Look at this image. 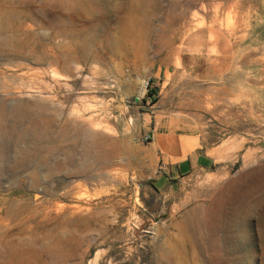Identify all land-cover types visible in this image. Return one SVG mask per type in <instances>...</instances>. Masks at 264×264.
<instances>
[{
	"label": "rangeland",
	"instance_id": "374dc122",
	"mask_svg": "<svg viewBox=\"0 0 264 264\" xmlns=\"http://www.w3.org/2000/svg\"><path fill=\"white\" fill-rule=\"evenodd\" d=\"M263 59L264 0H0V264H264Z\"/></svg>",
	"mask_w": 264,
	"mask_h": 264
},
{
	"label": "crops",
	"instance_id": "0c3cea01",
	"mask_svg": "<svg viewBox=\"0 0 264 264\" xmlns=\"http://www.w3.org/2000/svg\"><path fill=\"white\" fill-rule=\"evenodd\" d=\"M207 33L209 34V36L210 35H215V33H219V32H213V33H211L210 31H209V29L208 30H205L204 32L202 31V32H200V34H199V32H198V34L196 35V37H199V36H205V35H207ZM220 38H222V39H227V37L226 36H222V35H220V33H219V35H218ZM193 39V38H192ZM192 39H191V41H192ZM203 46H206V47H209V49L211 48V43H210V41H206V42H203V43H201ZM205 47V48H206ZM185 140L183 139V138H175V137H171V145L172 146H175V147H180L181 149H187L186 150V153L188 152L189 153V150L188 149H190V145H188V143L187 144H185ZM186 146H187V148H186Z\"/></svg>",
	"mask_w": 264,
	"mask_h": 264
},
{
	"label": "bare ground",
	"instance_id": "6f19581e",
	"mask_svg": "<svg viewBox=\"0 0 264 264\" xmlns=\"http://www.w3.org/2000/svg\"><path fill=\"white\" fill-rule=\"evenodd\" d=\"M17 25H19V24H17ZM200 26H201V24H198V28H200ZM209 31H210L211 33H213V32H219L220 29H219V28H216V27H211V28L209 29ZM209 37L212 38V35H210ZM263 62H264V59H263ZM79 209H81V208H79ZM59 248H60V247H59Z\"/></svg>",
	"mask_w": 264,
	"mask_h": 264
}]
</instances>
